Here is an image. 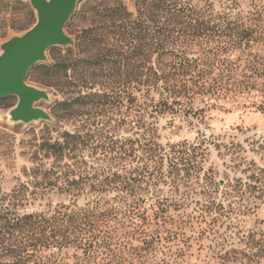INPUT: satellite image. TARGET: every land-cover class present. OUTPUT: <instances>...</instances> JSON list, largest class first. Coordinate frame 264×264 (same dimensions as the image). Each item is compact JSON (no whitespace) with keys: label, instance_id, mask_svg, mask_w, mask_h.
<instances>
[{"label":"trees","instance_id":"16d2710c","mask_svg":"<svg viewBox=\"0 0 264 264\" xmlns=\"http://www.w3.org/2000/svg\"><path fill=\"white\" fill-rule=\"evenodd\" d=\"M193 2L134 0L132 12L121 0H89L73 14L77 18L84 13L88 22L75 35L73 47L60 49L50 64L30 70V82L49 86L47 79L59 80L62 91L71 95L57 106L70 118L88 116L89 124L85 134L65 132L55 139L44 134L27 182L0 200V264H178V256L164 245L178 234L167 232L163 238L157 230H147L152 223L160 228L169 209L181 205L168 204L149 191L166 179L175 185L179 173L188 176L189 168L175 156V146L166 150L147 140L142 149L125 137L96 134L105 128L94 121L104 108L135 103L130 89L138 88H143L154 112L188 114L183 102L220 94L222 87L208 84L217 82L214 76L220 78L221 66L231 67L225 82L263 81L258 109L264 114V56L249 51L248 56L260 60L257 68L240 63V58L229 59L256 46L263 32L230 13H215L211 6L197 9ZM34 23L27 1L0 0V41L24 33ZM15 104L14 97L0 100L7 109ZM126 124L121 120L117 128ZM133 159L141 165L130 168ZM45 161H51L48 167ZM257 172L264 175L261 169ZM258 176L250 179L259 183ZM39 190H56L73 201L44 212H21ZM241 244L218 254L215 264H264V232L248 233ZM44 252L49 253L47 262L42 261Z\"/></svg>","mask_w":264,"mask_h":264},{"label":"rangeland","instance_id":"374dc122","mask_svg":"<svg viewBox=\"0 0 264 264\" xmlns=\"http://www.w3.org/2000/svg\"><path fill=\"white\" fill-rule=\"evenodd\" d=\"M87 1L81 0L76 11ZM121 1L129 11H134V0ZM193 4L201 10L211 6L215 13H230L247 24L258 26L264 34V0H194ZM84 16V13L77 18L72 16L67 23L70 27L65 28V32L73 40L88 24ZM60 49L65 48H50L47 62L40 64H50L51 58L59 57ZM249 51L252 55L264 56V37L256 46L237 51L229 59L236 61L240 58V63L245 61L247 66L257 68L260 60L248 56ZM219 70L220 78L214 76L217 82L210 81L208 85L222 87L220 94L197 96L192 104L183 102V110H189L188 114L161 115L154 112L143 88H138V92L130 89L135 103H124L116 109L104 108L103 113H98V121H94L102 122L105 128L104 132L96 134L125 137L137 141L142 149L147 140L157 142L166 150L175 146L178 152L175 156L183 158L185 168H189L188 176L184 172L179 173L181 180L175 185L166 179L164 185L149 191L160 199H166L168 204L181 205L177 210L169 209L164 224L158 223L160 228L152 223L147 230L148 234L157 230L163 238L167 237V232L178 234L175 240L164 244L178 256V264H215L218 254L241 248L243 236L250 232H264V175L259 174V183L250 179L254 174L258 176L257 169L264 171V114L258 109L263 81L239 78L237 81L243 80L241 84L225 82L223 78L231 67L221 66ZM250 72L245 71L248 76ZM84 76L87 77L88 73ZM36 77L46 80L43 75ZM27 82L48 93L49 101L36 106L50 114L52 122L13 124L8 119L10 109L0 106V200L27 182L29 170L34 166V154L44 134H51L52 139L65 132L85 134L89 124L86 122L88 116L70 118L57 106L71 95L62 91L59 80L47 79L49 86L28 79ZM121 120L127 124L117 128ZM100 126L91 128L99 130ZM50 162L45 161V167ZM128 165L135 168L141 162L133 159ZM81 198L83 196L78 199ZM72 201V197L56 190H39L29 196L19 210L44 212ZM48 257V252L42 253L43 262H47Z\"/></svg>","mask_w":264,"mask_h":264},{"label":"water","instance_id":"95a60500","mask_svg":"<svg viewBox=\"0 0 264 264\" xmlns=\"http://www.w3.org/2000/svg\"><path fill=\"white\" fill-rule=\"evenodd\" d=\"M35 14L34 25L22 34H15L0 43V100L15 97L16 104L8 111L13 124L28 125L52 122L40 102H48L46 91L27 82L30 70L47 62V51L53 47H73L74 40L65 26L81 0H26Z\"/></svg>","mask_w":264,"mask_h":264}]
</instances>
